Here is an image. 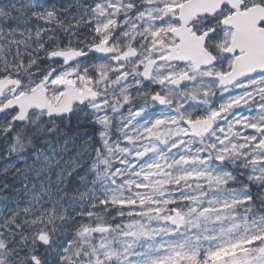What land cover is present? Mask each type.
<instances>
[{
  "label": "snow or ice",
  "instance_id": "obj_1",
  "mask_svg": "<svg viewBox=\"0 0 264 264\" xmlns=\"http://www.w3.org/2000/svg\"><path fill=\"white\" fill-rule=\"evenodd\" d=\"M0 264H264V0H0Z\"/></svg>",
  "mask_w": 264,
  "mask_h": 264
}]
</instances>
